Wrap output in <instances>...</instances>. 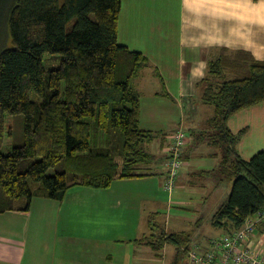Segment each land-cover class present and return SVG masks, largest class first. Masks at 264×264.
<instances>
[{"label":"trees","instance_id":"16d2710c","mask_svg":"<svg viewBox=\"0 0 264 264\" xmlns=\"http://www.w3.org/2000/svg\"><path fill=\"white\" fill-rule=\"evenodd\" d=\"M3 1L0 214L26 212L34 198L60 201L73 185L105 189L113 178L139 177L154 165L143 147L152 133L138 125L139 96L131 85L147 59L117 40L121 0H9L6 9ZM44 59L55 66L45 70ZM197 86V102L212 115L204 128L187 132L188 141L220 153L218 177L231 188L211 223L226 233L264 210V152L241 158L235 147L244 131L233 134L227 126L231 116L264 101V60L223 50L207 61ZM16 117L20 136L3 154L5 124ZM189 236L162 232L145 244L154 252L173 245L171 264H179Z\"/></svg>","mask_w":264,"mask_h":264},{"label":"crops","instance_id":"0c3cea01","mask_svg":"<svg viewBox=\"0 0 264 264\" xmlns=\"http://www.w3.org/2000/svg\"><path fill=\"white\" fill-rule=\"evenodd\" d=\"M117 40L147 59L131 81L139 96L138 125L152 133L143 147L154 152H146L165 159L174 132H198L212 115L211 107L197 102L207 61L223 50L264 60V0H121ZM227 126L233 134L244 131L235 147L241 158L264 151V101L231 116ZM181 161L175 188L223 186L214 147L191 138ZM163 163L139 177L113 178L105 189L73 185L60 201L34 198L26 212L0 214V264H141V255L158 258L144 239L175 191L163 189ZM251 244L264 255L263 225Z\"/></svg>","mask_w":264,"mask_h":264},{"label":"rangeland","instance_id":"374dc122","mask_svg":"<svg viewBox=\"0 0 264 264\" xmlns=\"http://www.w3.org/2000/svg\"><path fill=\"white\" fill-rule=\"evenodd\" d=\"M8 3L9 0H4L2 5L3 8L6 9ZM242 63L243 61H241V64ZM50 64L51 62H47L45 59L43 60V67L45 70L55 66L54 64ZM16 118L17 119L8 118L5 124L4 145L1 148L3 154H8L10 152V149L13 146L12 144L15 143L14 140L18 139L20 136V117ZM7 134L11 137H8ZM253 141L261 143V138L256 136ZM262 144L264 145V143ZM263 145L262 148H264ZM247 148V145L244 144L241 152L246 154ZM146 150L154 152L152 147ZM261 151L262 150L258 152ZM154 160L155 164L153 168L157 170L160 168L161 162L162 160L164 161V158L161 155H158L154 157ZM230 186L231 184L226 180L223 181V186L221 188L210 191L207 188H187L183 186L177 189L176 186L175 191L169 197L170 200L164 203V209L161 211V215H158V219L152 221V226L150 228L151 232H148V234H150L144 239V241H148L152 234L157 236L162 232H184L190 234L189 242L185 245L186 248L198 247L199 249H205L212 238L219 237L225 233L223 228L214 227L211 223V219L217 206L226 202L229 198ZM210 192H212L211 195ZM42 198L48 199L44 197ZM17 202H15V205H18L21 201L19 203ZM16 209L18 208L16 207ZM155 225H157V228L154 227ZM182 247L181 248L184 249V246ZM149 248L146 249L148 253L150 252ZM157 255H159L158 258L141 255L140 262L141 264H171L174 260V246L170 244L165 245L161 250L157 251ZM178 263L184 264V257H180Z\"/></svg>","mask_w":264,"mask_h":264},{"label":"built area","instance_id":"2783aa9c","mask_svg":"<svg viewBox=\"0 0 264 264\" xmlns=\"http://www.w3.org/2000/svg\"><path fill=\"white\" fill-rule=\"evenodd\" d=\"M188 135L177 131L171 135L164 162L163 189L170 193L175 187L178 170L182 165L181 156ZM264 226V210H259L245 218L233 231L212 238L205 249L186 248L184 264H264V255L257 246L251 244L260 226Z\"/></svg>","mask_w":264,"mask_h":264}]
</instances>
